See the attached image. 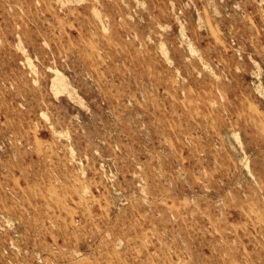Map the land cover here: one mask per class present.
<instances>
[{"label":"rangeland","instance_id":"rangeland-1","mask_svg":"<svg viewBox=\"0 0 264 264\" xmlns=\"http://www.w3.org/2000/svg\"><path fill=\"white\" fill-rule=\"evenodd\" d=\"M0 264H264V0H0Z\"/></svg>","mask_w":264,"mask_h":264},{"label":"bare ground","instance_id":"bare-ground-1","mask_svg":"<svg viewBox=\"0 0 264 264\" xmlns=\"http://www.w3.org/2000/svg\"><path fill=\"white\" fill-rule=\"evenodd\" d=\"M161 47V46H160ZM161 49V48H160ZM165 54V53H164ZM165 58V57H164ZM83 195V194H82Z\"/></svg>","mask_w":264,"mask_h":264}]
</instances>
